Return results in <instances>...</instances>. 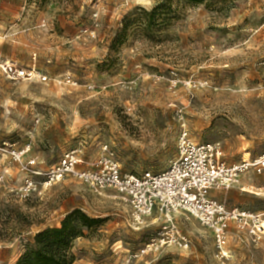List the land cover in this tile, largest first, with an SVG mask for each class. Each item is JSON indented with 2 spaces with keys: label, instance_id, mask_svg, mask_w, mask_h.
<instances>
[{
  "label": "rangeland",
  "instance_id": "rangeland-1",
  "mask_svg": "<svg viewBox=\"0 0 264 264\" xmlns=\"http://www.w3.org/2000/svg\"><path fill=\"white\" fill-rule=\"evenodd\" d=\"M9 65L33 75L13 77ZM182 129L219 143L228 164L264 154V0H0V264L74 209L104 220L74 242V264H264V238L233 224L228 258L188 215L174 221L189 249L149 250L163 219L135 230L116 191L44 184L72 149L82 169L111 151L127 174L160 173ZM26 147L14 162L9 152ZM211 194L264 214V176Z\"/></svg>",
  "mask_w": 264,
  "mask_h": 264
},
{
  "label": "built area",
  "instance_id": "built-area-1",
  "mask_svg": "<svg viewBox=\"0 0 264 264\" xmlns=\"http://www.w3.org/2000/svg\"><path fill=\"white\" fill-rule=\"evenodd\" d=\"M8 68L16 78L33 75L24 69L17 70L13 65ZM28 150L29 147L12 149L9 155L14 162H20ZM64 154L59 163L44 175L45 186L72 178L95 193L116 191L130 206V224L135 230L143 229L151 218L163 219L158 237L147 245L149 250L165 246L181 250L190 248L189 238L179 231L174 221L177 215L195 217L212 230L219 259L229 256L227 246L232 224L247 233L255 244L264 238V214L239 207L228 209L211 197L214 189L240 187L242 176L250 172L264 176V154L253 160L248 157L239 163L228 164L223 159L219 143H195L187 129H182L178 137L176 158L165 171L156 174L123 172L111 151L93 163L91 169L81 168L84 162L79 149ZM29 164L35 165V161ZM33 173L42 175L38 171ZM27 190H37V186L29 182Z\"/></svg>",
  "mask_w": 264,
  "mask_h": 264
},
{
  "label": "trees",
  "instance_id": "trees-1",
  "mask_svg": "<svg viewBox=\"0 0 264 264\" xmlns=\"http://www.w3.org/2000/svg\"><path fill=\"white\" fill-rule=\"evenodd\" d=\"M103 222V219L89 217L81 209H74L67 213L59 226L38 232L15 264H74V242L84 237L85 231Z\"/></svg>",
  "mask_w": 264,
  "mask_h": 264
},
{
  "label": "crops",
  "instance_id": "crops-1",
  "mask_svg": "<svg viewBox=\"0 0 264 264\" xmlns=\"http://www.w3.org/2000/svg\"><path fill=\"white\" fill-rule=\"evenodd\" d=\"M246 183H248V182H245V183L243 182V185H245V186H247V187H249V188H251V186H250V185H254V184H252V182H251V183H249V184H246ZM245 186H244V187H245Z\"/></svg>",
  "mask_w": 264,
  "mask_h": 264
}]
</instances>
